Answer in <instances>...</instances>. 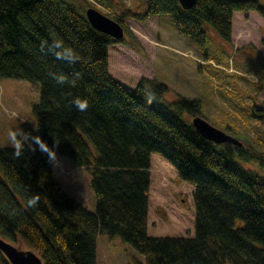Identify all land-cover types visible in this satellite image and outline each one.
Masks as SVG:
<instances>
[{"label": "trees", "instance_id": "1", "mask_svg": "<svg viewBox=\"0 0 264 264\" xmlns=\"http://www.w3.org/2000/svg\"><path fill=\"white\" fill-rule=\"evenodd\" d=\"M87 6L0 0V77L40 83L33 106L37 127L27 124L34 145L0 146L1 234L26 240L43 264H97L100 232L121 236L144 254L145 264H264V169L250 165L259 159L262 167L264 150L248 137L247 145L203 137L183 117L185 111L201 112L199 99L154 98L149 85L158 97L167 86L147 76L135 87L118 81L109 72L108 46L125 38L93 27ZM241 10L264 17V2L196 0L186 9L179 0H148L145 12L128 9L122 15L143 19L168 12L182 32L202 43L206 22L231 40L234 13ZM113 18L128 31L122 17ZM53 38L74 48L81 61L68 65L42 50L41 43ZM51 72L66 74L68 82L57 85ZM76 102L87 106L83 116L69 109ZM251 114L262 117L264 109L254 107ZM153 151L194 184L193 235L148 234ZM56 155L91 169L95 211L61 188L54 176ZM0 264H11L1 249Z\"/></svg>", "mask_w": 264, "mask_h": 264}, {"label": "rangeland", "instance_id": "2", "mask_svg": "<svg viewBox=\"0 0 264 264\" xmlns=\"http://www.w3.org/2000/svg\"><path fill=\"white\" fill-rule=\"evenodd\" d=\"M80 9L91 1L111 17H122L127 25L124 42L108 46L109 72L128 87L143 76L167 86L158 97L172 102L181 95L199 99L201 114L213 125L232 134H242L264 150V115L253 116L252 109H264V17L255 10L236 11L231 40L206 22V38L200 43L182 32L168 12L140 19L122 15L125 10L142 13L148 0H70ZM264 2V0H261ZM91 6V5H90ZM88 7V6H87ZM40 98L36 80L0 77V146L34 145L37 117L33 110ZM192 119L191 113H183ZM241 164L248 168L242 159ZM259 170L261 160H252ZM54 176L61 188L90 210H96L91 185L92 172L67 155H56ZM150 188L147 231L149 235H193L195 232L194 184L180 177L175 164L153 151L150 161ZM241 222V221H238ZM0 237L9 240L0 232ZM24 249L26 240L12 241ZM97 264H145V256L119 235L100 232L97 237Z\"/></svg>", "mask_w": 264, "mask_h": 264}, {"label": "water", "instance_id": "3", "mask_svg": "<svg viewBox=\"0 0 264 264\" xmlns=\"http://www.w3.org/2000/svg\"><path fill=\"white\" fill-rule=\"evenodd\" d=\"M183 8H191L196 0H179ZM85 14L89 22L96 29L105 32L115 39H123L125 36L124 26L106 15L95 6H88ZM191 122L196 130L206 139L215 143H234L242 145L246 141L240 136L234 135L227 130L219 128L209 122L201 114H193ZM22 239H19L21 242ZM0 249L7 256L11 264H43L42 257L32 248L24 249L20 245H15L12 241L0 237Z\"/></svg>", "mask_w": 264, "mask_h": 264}, {"label": "clouds", "instance_id": "4", "mask_svg": "<svg viewBox=\"0 0 264 264\" xmlns=\"http://www.w3.org/2000/svg\"><path fill=\"white\" fill-rule=\"evenodd\" d=\"M41 49L46 50L56 60L62 61L68 65H74L81 61L80 54L72 47L66 45L65 41L61 38H53L51 41H43L41 43ZM51 79L55 81L57 85H63L68 82L69 78L64 73H49ZM78 79V75L76 77ZM76 81L73 80L74 84ZM69 109L78 116H83L87 111L85 104L76 102L68 106Z\"/></svg>", "mask_w": 264, "mask_h": 264}, {"label": "flooded vegetation", "instance_id": "5", "mask_svg": "<svg viewBox=\"0 0 264 264\" xmlns=\"http://www.w3.org/2000/svg\"><path fill=\"white\" fill-rule=\"evenodd\" d=\"M234 135H237V136H240L241 138H243L246 141V143H244L245 145H247L249 143L248 139L244 135H239V134H234Z\"/></svg>", "mask_w": 264, "mask_h": 264}]
</instances>
